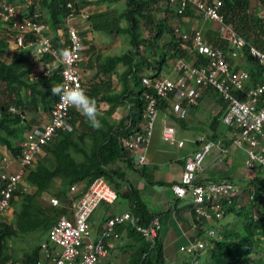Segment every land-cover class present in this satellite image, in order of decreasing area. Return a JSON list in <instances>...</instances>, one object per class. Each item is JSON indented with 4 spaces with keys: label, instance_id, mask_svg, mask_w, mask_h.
Here are the masks:
<instances>
[{
    "label": "trees",
    "instance_id": "16d2710c",
    "mask_svg": "<svg viewBox=\"0 0 264 264\" xmlns=\"http://www.w3.org/2000/svg\"><path fill=\"white\" fill-rule=\"evenodd\" d=\"M24 1L26 0H6L7 3L20 5L18 7L22 17L28 16L37 4L41 10L40 17L46 25L44 34L54 44L63 46L60 29L63 27L64 17L71 10L77 12L85 4L99 0H72V6H67L66 0H34L28 6L21 5ZM219 1L218 10L224 20L249 43L264 50V18L260 15L264 0ZM126 2L127 6L122 11L111 8L87 15L91 29L106 33H125L129 36L130 46L125 51L119 54L91 55L98 62V80L90 83L86 91L96 99L98 106L102 101L109 104L106 113L101 114L103 126L99 130L93 129L80 112L69 108L73 128L57 129L54 136L43 144L42 152L24 170L26 187H17L11 194L10 204L13 208L10 219L0 215V264H9L8 259L19 260L23 264H38L41 259V241L24 249L20 258L13 254L9 241L33 231L38 232L39 236L46 234L47 240L49 228L57 216L70 213V207L97 176H103L116 190L115 202L130 209L137 222L145 224L155 216L159 217L160 222L162 220L165 210L150 209L141 199L138 190L129 182L125 169L118 168L114 163L122 161L126 166L134 164L132 151L122 144L121 138L139 128L143 109L142 93L146 88L142 84V76L160 74L168 57L184 56L190 59L189 41L174 35L173 27L167 21L166 11L171 10L178 17L182 14L167 0ZM190 5L193 4L186 6L183 15L189 13ZM160 9L163 14L156 18L155 13ZM15 20V17L3 18L0 15V29L4 30L3 34L0 33V154L5 150L10 157L19 160L25 132L39 123L42 113L49 115L57 99V96L51 94V88L60 84L61 64L53 65L42 74L36 71L38 60L25 65L24 62L33 49L31 46H18L19 49H14L12 58L7 60L9 41L18 32L13 26ZM124 20L125 24H122ZM179 25L182 27L180 23ZM142 28L146 31L145 35L141 34ZM83 32L84 30L80 33ZM203 33L212 45L227 48V42L220 36L217 23L212 28H204ZM28 36L29 33L26 32V38ZM162 36L167 39L160 43ZM244 51L245 62L234 68L242 66L248 70L252 82L260 81L263 67L251 58L247 47ZM37 55L42 61L53 59L48 53ZM228 60L233 63V58L228 57ZM118 63L123 68L118 72L120 88L115 90L111 75L116 72ZM118 105L125 106L126 112L116 122H110L106 115ZM167 106L168 101L162 99L159 110L165 111ZM1 170L0 168V188L5 182L1 177ZM196 181L204 180L196 178ZM79 183L83 184L82 187H77L72 194L70 186ZM247 185V200L237 206L238 196L227 205L224 212H232L239 217V222L233 224L226 221L216 225L220 217L211 224H205L192 210L199 234L206 226H213L217 230L207 247L206 252L210 256L208 260L204 258L207 264H211L209 260L214 264H264V176L259 169L248 179ZM50 196H56L60 204L47 201L46 198ZM127 226L136 243L126 264H166L159 232L153 239H147L130 225ZM183 264H189L188 260H184Z\"/></svg>",
    "mask_w": 264,
    "mask_h": 264
},
{
    "label": "built area",
    "instance_id": "2783aa9c",
    "mask_svg": "<svg viewBox=\"0 0 264 264\" xmlns=\"http://www.w3.org/2000/svg\"><path fill=\"white\" fill-rule=\"evenodd\" d=\"M34 0H26L21 5L28 6ZM176 11L183 15L186 6L193 4L201 15L218 24L220 36L227 42V48L212 45L199 27L184 29L179 24L173 26V33L182 40L189 41L188 52L191 58L177 56L173 58L172 69L175 76L160 73L155 76H142L143 109L139 128L122 136L124 146L136 154V161L142 165L146 162V152L155 130L159 115L160 101L167 100L170 110L178 117L185 115L184 105L198 103L202 90L213 89L225 102V108L220 116L221 121L232 130L230 143L241 147L245 152L246 167L264 176V50L249 43L246 38L224 20L218 10L219 0H167ZM67 6H72V0H66ZM0 15L3 18L15 17L13 41L16 46H31L37 54L48 53L53 57L54 65L61 64L60 84L79 85L86 90L84 78L79 68L82 35L76 20L78 11L71 10L64 17L60 29L64 45L54 44L51 38L44 34L46 25L41 19V10L36 4L28 16L20 15L15 3L0 0ZM88 14L84 16L87 17ZM264 18V6L260 9ZM26 32L29 36L26 38ZM247 51L251 58L263 67V77L252 82L248 70L244 67L234 68L228 57L236 58ZM69 106L60 103L57 96L49 111L48 118L39 125H33L24 134L22 154L18 167L8 170V161L1 160V177L5 180L0 188V215H4L11 207L10 198L14 189L26 187L23 180L25 168L32 164L37 154L42 152L43 144L47 143L57 129L71 130ZM162 140L181 146L182 139H177L175 128L166 123L162 128ZM199 146L185 156L184 164L177 182L171 185L178 197L191 196V209L204 221L212 223L224 215L228 204H231L240 194L238 185L229 179L196 181L197 171L202 167L205 154L217 147L225 154L228 146L220 139H211L205 134L198 135ZM76 184L70 186V191ZM116 190L103 176H97L89 183L79 199L70 207V213H61L49 228L47 240L41 242L44 251L45 264H99L107 253L109 238H117V227L128 224L139 231L147 239H153L161 229V222L155 216L148 223L142 224L130 209H124L104 219L95 236L91 233L90 216L102 202L114 203ZM52 204H59L56 196H50ZM206 233V235L204 234ZM216 229L206 226L199 237L188 239L179 245V250L189 256V264H207L203 256ZM58 247V249H56ZM40 264V263H38Z\"/></svg>",
    "mask_w": 264,
    "mask_h": 264
},
{
    "label": "crops",
    "instance_id": "0c3cea01",
    "mask_svg": "<svg viewBox=\"0 0 264 264\" xmlns=\"http://www.w3.org/2000/svg\"><path fill=\"white\" fill-rule=\"evenodd\" d=\"M188 19L189 18L185 17V23L190 24ZM205 23L209 25H207L205 28H212L216 22L206 19ZM190 25L187 27L188 30L194 27H199L204 31L203 26H197V23H194L193 27ZM96 33L97 30L91 29L89 25L86 29H84L83 34L80 33L83 39V47L81 49L79 68L82 72L86 87H88L89 84L94 80H98V74L96 72L98 69V62L95 57L91 56L92 54L94 55L98 53L94 52L98 45L102 46L95 43V41L92 39L93 36L96 37ZM11 39L9 41V47L6 51V55L8 53L12 58L14 49L19 48H17L18 46H16L15 42ZM84 52L86 54H84ZM108 54L119 53H99L101 56ZM31 55L36 56V59L38 58V55L33 49H31V54H29L28 58ZM245 60L246 59L244 55L233 58V62H240V64L245 62ZM38 61L43 62V64L47 66V69L44 72L52 67L55 62L53 59L49 60L48 62L44 60L42 61L40 59ZM172 63L170 62L171 66L165 74L173 77L175 76V72L172 69ZM122 68L123 65L118 63L116 66V72H113L111 75L113 88L115 90H119L120 88L118 72L121 71ZM86 81H88V83ZM108 105L109 104L107 101H102L99 106L101 114L106 113L105 111ZM121 107L125 106L118 105L114 107L112 112L106 115L107 118L110 120L109 116ZM224 108V100H222L221 97H219L218 94L211 88L202 90L197 104L184 105L185 115L183 117H178L173 114L169 106H167L165 111H160L159 128L156 130L155 127L146 152V162L142 165L138 164L136 161V154L132 152L134 160L133 166H126L122 161H116L114 163L118 168L125 169V174L129 182L134 188L138 190L141 199L150 209L154 211L165 210V212L162 214L161 229L159 231L165 259H174L177 262L183 263L186 258H183V255H178L179 251L176 252L179 249V245L186 242L188 239H195L200 235L194 220L193 211L191 210V196L188 194L185 197H178L171 188V185L174 182H177L180 178L185 156L190 154L199 146V134L203 133L211 139H220L222 143L228 146V151L223 154L217 147H212L203 158L202 167L197 171L196 174L197 179H230L238 183V180L248 182V179L254 175V172L249 170L244 163V150L241 147H237L236 145L230 143L232 130L220 119ZM123 111L124 113L126 112V107ZM124 113L122 112V114ZM122 114L119 116V118L122 116ZM47 118L48 115L46 113H42L39 116V123L36 125L44 122ZM110 122H113V120H110ZM166 123L172 124L174 126L177 139L183 140V144L181 146L177 144H170L162 140V128ZM7 155L8 154H5L4 150L1 151L0 161L2 159L8 161V170L16 169L18 167L19 160ZM82 185L83 184L79 183L76 185V187H82ZM97 209H101V211H98V221L95 223L93 221V214ZM124 209L125 208L117 202L100 203L90 216L92 235H96L97 230H99L101 223L106 218V216L120 212ZM127 225L128 224L119 225L117 227L119 236L117 238L112 237L108 239L107 253L101 258L99 264H119L120 258L123 256V251H125L126 260L124 264H126L129 253L132 251L136 243V239L131 233H129ZM216 225H219V222L216 223ZM45 240L46 234H44V239L41 240V242ZM56 249H58V247ZM39 263H46L43 250L41 251V259ZM171 264H173V262H171Z\"/></svg>",
    "mask_w": 264,
    "mask_h": 264
},
{
    "label": "rangeland",
    "instance_id": "374dc122",
    "mask_svg": "<svg viewBox=\"0 0 264 264\" xmlns=\"http://www.w3.org/2000/svg\"><path fill=\"white\" fill-rule=\"evenodd\" d=\"M79 1H81V0H79ZM126 6H127L126 0H99L98 2L94 1V2H90L88 4H85L84 7L79 9V11H78L79 14L76 17V20L79 21L78 28H79L80 32H82L84 29H86L87 26L89 25V21L87 20V17L84 16L85 14H88V13L93 12V11L111 9V8H114L117 11H122ZM166 12H167V21L170 23V25L172 27L176 24H179V23L181 24V26L183 28L189 27V25L191 23H192L190 25L191 27L194 26V23H197V26H203V28H205L208 25L205 23L206 19L201 15V13L198 12V10H196V8L193 5L189 6V13H185L184 15L179 16V17L177 15L173 14V11H171V10H168ZM155 14H156V18H160L162 16L163 12L160 9ZM185 17L189 18L188 20H189L190 24L185 23ZM122 24H125V20L122 21ZM0 33L3 34L4 30L0 29ZM93 33H94V31H93ZM141 34L142 35L146 34V31L143 28H142ZM92 39L95 41V43L102 45V46L98 45L95 48L94 52H98V53L101 52L102 54L114 53V52L120 53V52L125 51L126 48L130 45L129 36H128V34H125V33L110 34V33H106V32L104 33L102 31L97 30L96 37L93 36ZM161 39L162 40H160V43H162L167 38L165 36H162ZM84 54H86V53L84 52ZM35 57L36 56L31 55L27 59V61L24 62V64L28 65L32 62H35V60H39L38 58L36 59ZM6 58H7V60H9L11 58V55L7 53ZM170 62L171 63L173 62V58L168 57L166 63L163 66V69H162L163 74L167 73L166 71H168L169 67L171 66ZM237 64H240V62H233L232 63L233 67H235ZM238 68H242V67H238ZM46 69H47V66H45V64H43V62L38 61L36 71H38L39 73L42 74V72H44ZM149 71H152V70H149ZM86 82L88 83V81H86ZM124 108L125 107H121L120 109H117L116 112H114L112 115L109 116L110 120L116 121L119 118V116L122 114V112L124 113V111H123ZM159 119H160V110H159V115H158L157 120H156V125H155L156 130H157V128H159V124H160ZM5 154H6V151H5ZM237 184L240 188V194H239V197L237 199V202H238L237 206H238L240 203L242 204L247 200L248 185H247V182H244L243 180H238ZM76 189H77V187L74 190H72L71 193L72 194L75 193ZM46 199L48 201L49 197H47ZM61 204H62V202H61ZM12 208H13V206H11L9 209H7L6 212L4 213V216L6 217L7 220L10 219V215L12 214ZM98 211H101V209H97L93 214V216H94L93 221L95 223H97V221H98V216H99ZM226 221H230L231 223L234 224V222H239V217L238 216L236 217V215L233 214L232 212H228V213H225L220 218V221H218V222L220 223V222H226ZM218 228L219 227L217 226V229ZM216 232H217V230H216ZM28 234L29 235L26 234L24 237L17 236V237H15L9 241L13 247V251H14L13 254H15L16 257H18V258H20L24 249H28L33 243H37V242L44 239V234H41L39 236L38 232L33 231V232H28ZM204 234L206 235V233H204ZM215 235H216V233H215ZM206 251H207V248H206ZM176 252H178V255H180V256L183 255V258H187V259L189 258L188 255H186L184 252H182L179 249ZM202 256H203V258H206V260H208L210 257V256L208 257L207 252H206V254H204ZM125 260H126L125 251H123V256L120 258L119 264H124ZM209 261L211 264H214L212 262V260H209ZM171 262H173V264H183L182 262H177L174 259H171V260L166 259L165 263L171 264ZM8 263L9 264H23L19 260L18 261H12L11 259H8Z\"/></svg>",
    "mask_w": 264,
    "mask_h": 264
},
{
    "label": "clouds",
    "instance_id": "9594fccd",
    "mask_svg": "<svg viewBox=\"0 0 264 264\" xmlns=\"http://www.w3.org/2000/svg\"><path fill=\"white\" fill-rule=\"evenodd\" d=\"M51 94L58 96L61 104L72 107L80 112L86 118L90 127L95 130L102 128L103 124L98 103L95 98L87 94V91L83 87L79 85L56 84L51 88Z\"/></svg>",
    "mask_w": 264,
    "mask_h": 264
}]
</instances>
